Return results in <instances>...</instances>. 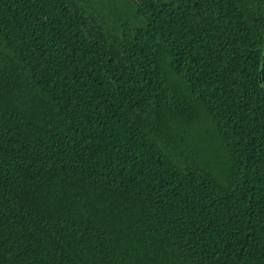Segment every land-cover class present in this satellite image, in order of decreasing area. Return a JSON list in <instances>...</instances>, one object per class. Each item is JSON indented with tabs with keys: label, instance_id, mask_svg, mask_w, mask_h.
Masks as SVG:
<instances>
[{
	"label": "trees",
	"instance_id": "16d2710c",
	"mask_svg": "<svg viewBox=\"0 0 264 264\" xmlns=\"http://www.w3.org/2000/svg\"><path fill=\"white\" fill-rule=\"evenodd\" d=\"M0 264H264V0H0Z\"/></svg>",
	"mask_w": 264,
	"mask_h": 264
}]
</instances>
